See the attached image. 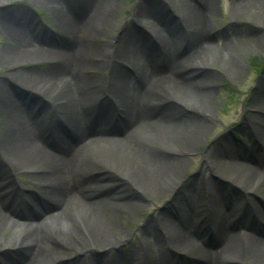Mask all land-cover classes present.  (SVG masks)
<instances>
[{
	"label": "rangeland",
	"instance_id": "1",
	"mask_svg": "<svg viewBox=\"0 0 264 264\" xmlns=\"http://www.w3.org/2000/svg\"><path fill=\"white\" fill-rule=\"evenodd\" d=\"M80 1L0 0V167L2 182L7 186L11 183L5 193L9 194L7 204L12 207V222L4 226L0 224V255L10 264H27L34 252L33 247L22 245L17 239L3 246L5 240L14 235L15 220L25 221L26 215L32 213L36 218L42 208L53 209L58 203L47 201L43 196L42 167L46 169L48 165L38 161L37 157L34 160L22 156L14 148V152L11 150L7 136L10 134L12 117L7 114L6 99H13L23 106L30 120L34 119L42 127L52 128L53 132L48 134L47 139L52 148L58 147L57 131L63 135L67 133L66 139L72 140L73 137L70 133L68 135L67 130L72 126L67 116V106L71 105L65 104V101L70 100L64 90V84L67 83L68 87L67 80H63L64 73L58 71L48 82L46 79L41 83L40 79L28 82L23 77L25 73L55 69L61 65L55 66L50 60L32 55V52H22V59L13 57L6 64L8 58L3 55V51L12 42L9 26L19 27L18 23L23 22V26L34 32L36 37H48L55 46L61 48L66 39L62 37L63 28L55 17V11L67 10L71 4ZM104 1L107 5L106 21L98 28L95 25L98 34L95 43L104 52L103 58L100 57L104 61L100 63L99 57H91L89 67L84 66L82 75L86 82L96 88L95 96L85 101L91 107H85V114L81 111L89 121L84 129L87 137L95 136L101 118H104V124L116 125L118 120L124 123L121 119L124 113L130 114L128 106L115 97L118 86L123 87V84L118 83V77L115 81L110 79V61L116 51H120V54L115 67L135 81L143 79L148 82V76L155 73L158 77L168 74L172 76L171 80L182 79L188 85L198 84L201 80L212 84L208 98L207 94L201 97L195 92L205 94L200 84L194 86L196 90L189 89V86L187 89H177V85L170 80L171 85L168 81L154 83L153 94H144V108L150 110V116L141 113L139 120L142 124L150 121L149 118L163 106L158 98L174 96L182 100L193 99V102L202 105L199 108L202 109L203 129L199 128L192 137L193 141L186 150L184 163L178 173L167 174L169 179L159 183L162 192L145 198L139 208H129L121 214L120 230L128 236L115 251L123 260L115 264H148L147 257L154 255L150 249L163 241L164 223L167 220L174 224L181 222L187 199L199 197L205 202L213 198L216 200L214 203L217 207L197 208L190 212V215L197 216L195 226L191 229L192 236L200 241L202 247L210 245L209 241L217 243V237L209 240L206 234L216 230L215 213L229 209L226 208L229 206L228 201L231 203L232 218L241 213H247L251 218L243 223L244 228L240 231L245 233L264 229V184L262 181L259 185L249 182V178L245 177L247 173L240 168L242 163L247 165L252 163L254 157L264 156V115L260 116V124L254 122L258 113L254 100L261 95L259 98L264 102V42L256 44L253 41V36L264 35V5H259L264 0ZM161 8L166 13L159 15ZM71 10L78 15L83 11L78 6ZM158 16L162 21L156 19ZM124 36L125 41L122 40ZM163 37L166 40H162ZM172 40L177 41L175 46ZM133 53H137V56ZM133 57L138 60H133ZM177 62L178 67L171 68L167 73L160 67L163 63L173 66ZM52 80L59 88L51 85ZM111 97L116 99V103L112 102ZM208 101L210 104L207 107ZM28 110H33L34 116L29 115ZM133 117L138 118V113ZM238 132L243 135L242 141L235 140ZM139 134L144 141H153L162 147L169 146L170 139L175 138L171 133L166 136L147 124L139 128ZM15 137L20 141L18 145L25 143L22 137ZM109 144L112 145H99L85 155L88 177L91 183L98 182L96 186L92 184L93 190L104 197L137 194L142 182L132 173L129 161L122 157L123 146ZM245 144L249 149L244 148ZM236 155L243 159L237 162L238 159L234 158ZM198 182H206L207 186L196 185ZM218 194L223 197L217 200ZM85 208H88L86 204H78L74 209L82 214ZM251 209L261 225L251 216ZM177 219L180 222H176ZM54 220L50 222L51 228L62 227L61 219ZM71 220L74 223L75 219ZM236 228L235 231H238L239 225ZM167 239L169 241L172 238ZM199 250V247H190L186 254L176 256V264H199L196 258ZM87 252L99 264L108 263H105L106 248L103 245H91L87 247ZM75 256L74 252L70 254V258ZM239 264H264V251L260 260L246 257L239 260Z\"/></svg>",
	"mask_w": 264,
	"mask_h": 264
},
{
	"label": "bare ground",
	"instance_id": "2",
	"mask_svg": "<svg viewBox=\"0 0 264 264\" xmlns=\"http://www.w3.org/2000/svg\"><path fill=\"white\" fill-rule=\"evenodd\" d=\"M259 5H264V3H259ZM77 6L83 9L79 15L71 10ZM106 7L104 0H82L71 4L67 10H56L55 17L62 25L64 34L62 37L66 39V43L61 48L55 46L53 41L48 40V37H36L34 32L23 26L21 21L19 22L22 25L18 23L20 28L9 26L12 42L9 48L3 51V55L8 58L6 64H9L13 57L22 59L24 57L22 52H32V55L50 60L55 66L60 64L61 66L55 67V69L25 73L23 77L28 82H35L37 79H40V81L37 80L40 83L46 79L48 82L50 77L55 76L56 72L62 71L64 73L63 80L68 82V87L67 83L64 84V90L69 94L67 98L70 100L65 101V104L71 105L67 106L69 111L67 116L70 117L72 126L68 127L67 130L68 135L70 133L73 138L72 140L66 139L67 133L65 135L59 133L58 142H56L58 147L52 148L47 142L48 134H51L52 128L42 127L34 119L30 120L23 106H20L13 99H6L7 114L12 117L10 134L7 136L8 144L12 151L14 148L22 156L34 160L38 158V161L48 165L46 169L42 167L43 196L47 201L53 200L58 203L53 209L42 208L41 213L39 212L40 215L38 213L36 218L32 213L33 217L26 215L25 221L15 220L14 235L5 240L3 246H7L17 239L22 245L33 247V257L27 264H99L87 252V247L98 244L106 248L105 263L108 261V263L115 264L119 260L122 261L123 257L115 252L121 241H124L128 236L127 233L120 230L119 218L121 214L131 208H139L145 198L162 192L159 183L169 179L167 174L178 173L179 168L184 163L186 150L191 145L190 142L193 141L192 137L199 128L203 129L201 127L203 125L201 124L202 109L199 108L202 105L198 104L197 101L193 102V99L182 100L174 96H161L157 100L162 101L163 106L149 118L150 121L142 124L139 115L143 113V116H150V110L144 108L143 96L144 94H153L154 83L161 84L168 81L170 85L171 82L175 83L177 89H187L189 86V89L194 88V90L197 88L194 86L200 84L205 90V94L200 95L198 92L202 93L201 91L195 92L201 97L207 94L206 98H208L212 90V84L209 81L201 80L198 81V84L191 83L188 85L180 78L181 81L171 80L172 76L168 74L158 77L155 73L148 76V82L143 81V79L142 81H135L127 77L125 72H119L115 67L120 54V51H116L118 54L115 52L110 61V79L115 81V78L118 77V83L123 84V87L118 86L119 90L117 89L118 92L115 97L128 106L127 109L130 114L124 113L125 116L121 117L124 123L121 124L118 120L116 125L104 124V118H101L100 123L97 124L95 136L87 137L84 129L89 121L84 114L85 107L87 109L91 106L85 101L92 95V97L95 96L96 88L86 82L82 75L85 70L84 66L88 65L91 57L100 58L103 56L102 53L104 52L95 43V39L98 37L95 25L98 28L106 21L104 19L106 18ZM198 32L197 34H200ZM122 40L125 41L126 36ZM162 40L166 39L163 37ZM253 41L256 44L263 43L264 35L253 36ZM171 43L175 46L177 41L172 40ZM169 46L172 45L169 43ZM133 54L137 56V53ZM85 56L87 58L83 61ZM102 58H100V63L104 61ZM135 59L137 57H133V60ZM176 66L177 63L173 67ZM160 67L162 70H167L163 71L164 73L169 70L166 63L161 64ZM120 79L121 81H119ZM55 83L52 80L51 85H54L53 87L56 89L59 88ZM165 85L168 83L165 82ZM259 97L254 100V106L258 110L254 117V122L257 124H260V116L264 115V102ZM111 100L116 101L113 97ZM260 101H262L261 105H259ZM209 104L210 101L206 103L207 107ZM27 112L34 116L33 110ZM137 113L138 118L133 117ZM146 124L166 136L171 133L175 138H171L170 145L165 147L153 141H144L142 136L140 137L139 128ZM15 135L22 137L25 143L18 145L20 141L16 139ZM109 143H113L115 146H123L122 157L129 161L132 173L142 182L137 194L104 197L97 190H93L92 184L96 186L98 182L91 183L90 177H88L85 155L99 145H112ZM234 158L236 159L238 156ZM1 166L3 167L2 164ZM240 168H243L244 172L247 173L245 177L249 178V182L259 185V182L262 181L264 184V156L254 157L252 163L247 165L242 163ZM1 177L2 169L0 167V224L4 226L9 225L12 220V207L7 204L9 194L5 193L6 189H10L11 183L7 186L5 182H2ZM205 184L206 182H198L196 185L207 186ZM192 187L195 188V185ZM214 202L215 199H211L210 208L215 207ZM78 204H86L88 208H85L81 214L74 209ZM187 204L185 215L180 223L174 224L168 220L164 223L166 228L162 231L161 240L163 241L150 249L154 255L147 257L148 264H176V256L186 254L190 247L200 248L196 254L199 264H239V260L246 257L255 261L261 259V253L264 251V229H262L263 231L256 229V232L251 230L252 232L245 233L240 230L235 231L236 226L243 227L244 217L249 218L247 214L241 213L238 218L237 216L232 218L228 212L231 210L230 208L222 212L216 211V230L208 232L206 238L212 240L217 237V243L209 241L210 245L202 247L200 241L195 240L192 236L191 229L195 226L197 216L190 215V212L206 205V203H203L201 198H193ZM54 218L63 221L62 227L51 228L50 222ZM71 218L75 219L74 223ZM256 223L261 225L258 219H256ZM20 236L23 237V240H20ZM167 237L172 239L167 241ZM217 245L220 247L218 248ZM72 252L76 253V256L70 258ZM0 264L10 263L0 255Z\"/></svg>",
	"mask_w": 264,
	"mask_h": 264
}]
</instances>
